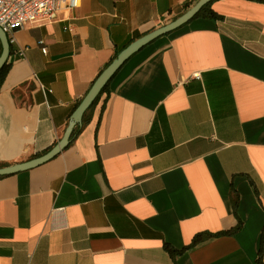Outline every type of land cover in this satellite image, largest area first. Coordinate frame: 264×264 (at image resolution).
Returning <instances> with one entry per match:
<instances>
[{
  "label": "crops",
  "instance_id": "crops-1",
  "mask_svg": "<svg viewBox=\"0 0 264 264\" xmlns=\"http://www.w3.org/2000/svg\"><path fill=\"white\" fill-rule=\"evenodd\" d=\"M196 1L79 0L17 29L0 166L47 152L114 55ZM209 6L131 54L58 153L0 176V264H264V1Z\"/></svg>",
  "mask_w": 264,
  "mask_h": 264
},
{
  "label": "water",
  "instance_id": "water-1",
  "mask_svg": "<svg viewBox=\"0 0 264 264\" xmlns=\"http://www.w3.org/2000/svg\"><path fill=\"white\" fill-rule=\"evenodd\" d=\"M211 0H197L191 7L185 10L178 17L170 21L169 23L160 26L142 36L135 39L129 43L126 47L120 50L117 55L112 59V61L99 73L96 79L93 81L89 90L83 96L78 105L71 112L66 128L60 137V139L44 154L26 160L22 162L13 163L6 166H0V176L12 174L30 167H33L37 164H40L58 153L70 140V135L73 131V128L81 122L84 112L88 107L93 103L94 99L97 97L101 89L112 77V75L117 71L121 64L136 50L141 48L143 45L156 38L157 36L164 34L174 28L180 26L188 19L193 17L199 9L206 3ZM264 1V0H262ZM0 69L5 64L7 57L10 53V46L7 42L5 33L0 29Z\"/></svg>",
  "mask_w": 264,
  "mask_h": 264
},
{
  "label": "built area",
  "instance_id": "built-area-1",
  "mask_svg": "<svg viewBox=\"0 0 264 264\" xmlns=\"http://www.w3.org/2000/svg\"><path fill=\"white\" fill-rule=\"evenodd\" d=\"M79 0H0V29L5 33L9 46L15 45V31L26 24H42L58 19L59 11H69L78 6ZM43 52L46 51L40 40ZM25 47L18 46L15 53L23 57Z\"/></svg>",
  "mask_w": 264,
  "mask_h": 264
},
{
  "label": "trees",
  "instance_id": "trees-1",
  "mask_svg": "<svg viewBox=\"0 0 264 264\" xmlns=\"http://www.w3.org/2000/svg\"><path fill=\"white\" fill-rule=\"evenodd\" d=\"M210 2H208V3H206V4H204L200 9H199V11L195 14V16H201V15H203V16H212V17H215L216 16V14H215V12L210 8ZM0 50H1V45H0ZM117 54V53H116ZM116 55H114V57H115ZM113 57V58H114ZM112 58V59H113ZM112 59L104 66V68L112 61ZM8 67H9V65L7 64V63H5L2 67H1V69H0V85H1V82H2V80H3V78H4V75H5V73H6V71H7V69H8ZM101 72V71H100ZM99 72V73H100ZM99 73H98V75H99ZM97 75V76H98ZM96 76V77H97ZM96 77H95V79H96ZM94 79V80H95ZM93 80V81H94ZM93 81H92V83H93ZM92 83H91V85H92ZM108 83L109 82H107L105 85H104V87L101 89V91L99 92V94L97 95V97L94 99V101H93V103L88 107V109L84 112V114H83V116H82V119H81V122L79 123V124H77L74 128H73V131H72V133H71V135H70V138H73L78 132H79V130L81 129V127H82V125L85 123V122H87V120H88V116H87V114H88V111L90 110V108L97 102V100L99 99V97H100V95L102 94V93H104V92H107L108 91ZM90 85V86H91ZM90 88V87H89ZM89 88H88V90H89ZM87 90V91H88ZM86 91V92H87ZM86 94V93H85ZM79 103V102H78ZM253 189H254V191L255 192H257L256 191V188L254 187V185H253ZM236 191H235V189H231V197H232V205H233V207H234V209H235V207H236V202H237V200H236ZM238 228V224L234 227V228H232V229H230V230H226V231H220V232H216V233H211V232H207V231H202V232H198V233H195L194 235H193V237H192V239H191V241H190V243H189V245H192V244H194V243H196V242H198V241H200V240H203V239H205V238H207V237H209V236H212L213 234H221V233H227V234H231V233H233V232H235V230ZM188 245V246H189ZM164 248L168 251V253L173 257L175 254H178V253H180L181 251H182V249H184V248H182V249H174L173 247H171L170 245H168L167 243H164ZM262 252H263V239H261V244H260V248H259V251H258V256H257V262L258 263H260L261 262V256H262Z\"/></svg>",
  "mask_w": 264,
  "mask_h": 264
}]
</instances>
